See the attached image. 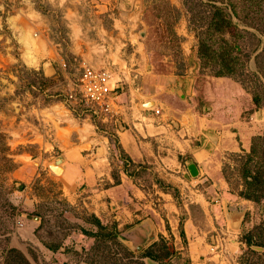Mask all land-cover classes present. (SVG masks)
Masks as SVG:
<instances>
[{"label":"rangeland","instance_id":"374dc122","mask_svg":"<svg viewBox=\"0 0 264 264\" xmlns=\"http://www.w3.org/2000/svg\"><path fill=\"white\" fill-rule=\"evenodd\" d=\"M213 2L227 7L239 27L256 35H245L243 43L254 51L247 68L257 71L255 55L264 52V0ZM189 17L184 0H0V264L8 247L22 250L32 264L142 262L137 254L140 251L119 240L85 234L83 230L94 229L82 228L78 220L69 217L91 223V214L66 205L61 183L46 175L48 167L63 157L56 137L76 140L81 128L88 131L94 126L99 134H108L118 126L113 122L116 118L102 122L85 105L70 102L69 94H78V77L86 65L111 69L120 85L125 79H195L203 100L200 111L218 117L222 123L216 125L240 118L247 121V126H252L246 127L248 146L222 154V174L229 178V190L239 194L242 182L234 153L249 151L252 138L262 133L264 109L256 108L252 94L238 78L215 76L209 66H203ZM257 38L261 40L258 48ZM137 44L144 49L136 51ZM137 57L143 67L136 77ZM260 62L264 64V56ZM149 83L154 88V81ZM205 92L211 99L204 98ZM109 136L113 151H118L115 136ZM115 160L113 170L117 168ZM23 165L26 168L20 167ZM141 177L156 179L147 170ZM166 188L176 191L172 185L166 184ZM153 198L156 204L162 203L159 195ZM175 200L182 205L180 192ZM191 209L196 219H204L198 207L192 204ZM26 212L41 215L42 225L34 232L25 225ZM218 219L224 224V213ZM221 221L208 233V238L218 237L222 243L213 252L227 249L236 253L239 264H244L243 259L245 264H264V247L247 246L242 241L244 231L262 234L256 227L264 223V208L245 211L240 230ZM66 238L69 240L64 241ZM44 242L65 243L68 259ZM76 244L81 245V251L75 249ZM177 262L190 264L184 255Z\"/></svg>","mask_w":264,"mask_h":264},{"label":"crops","instance_id":"0c3cea01","mask_svg":"<svg viewBox=\"0 0 264 264\" xmlns=\"http://www.w3.org/2000/svg\"><path fill=\"white\" fill-rule=\"evenodd\" d=\"M143 49L142 44L136 45V51ZM142 67V59L137 57L136 77L142 74ZM115 80L119 115L113 121L118 126L112 132L99 134L93 126L88 131H77L76 140L56 137L63 157L54 165L61 171L49 166L46 175L61 183L64 203L73 210L96 216L104 224L115 222L120 242L129 248L130 243H145L155 230L154 239L137 253L144 264H180L176 259L179 261L183 255L190 264H239L234 251L214 253L222 243L218 237L208 238V233L217 229L221 213L225 217L223 225L240 230L245 211L255 208L251 200L229 190L222 174V154L247 147V128L252 126L241 118L216 125L218 117L200 111L203 100L195 79H125L121 85L116 77ZM150 80L154 81V88ZM211 97L205 92L204 98ZM94 116L102 122L108 119L104 115ZM109 134L115 136L118 151H113ZM191 163L196 165V175L189 170ZM125 165L132 174L125 170ZM20 167L24 169L26 165ZM145 170L152 172L155 181L147 182L141 177ZM114 175L120 178L119 182ZM157 179L180 192L182 205ZM155 195L162 203L156 204ZM192 204L198 207L203 220L194 217ZM69 219L78 220L82 228L97 229L95 224L79 217ZM40 224V214L26 212L25 225L29 229L34 232ZM161 237L173 244L174 252L167 258L144 256L147 249L160 253ZM65 246L60 243L56 252L67 260ZM75 249L81 251L82 247L76 244Z\"/></svg>","mask_w":264,"mask_h":264},{"label":"trees","instance_id":"16d2710c","mask_svg":"<svg viewBox=\"0 0 264 264\" xmlns=\"http://www.w3.org/2000/svg\"><path fill=\"white\" fill-rule=\"evenodd\" d=\"M216 0H184L185 8L189 13L190 28L196 30L198 37L197 53L202 60L203 66H209L211 73L215 76H231L236 77L242 85L252 94V101L257 109H264V64L260 62L264 52L255 55L258 69L257 71H249L247 68L248 59L254 53L253 49L247 50L243 37L245 35H256L251 31L239 27L234 22L231 12L224 5L216 4ZM210 7V8H209ZM233 12L237 15V10L234 7ZM179 14H177V17ZM243 21V19H242ZM246 22V21H245ZM252 26L250 23H244ZM176 33V32H175ZM229 35V38L227 37ZM242 39L241 41H239ZM260 39L257 38L258 48ZM255 47V48H256ZM44 78V77H43ZM111 140V139H110ZM116 147L120 148L116 142ZM244 150V149H242ZM237 157L239 168L238 175L241 179L242 188L239 195L245 199L251 200L255 206L260 209L264 208V129L262 133L255 135L252 138L249 151L242 153H234ZM127 164V163H126ZM125 170L132 174L127 165ZM115 181L119 182L120 178L114 175ZM228 177H226L227 179ZM229 179V178H228ZM158 183L164 188L166 184L157 179ZM170 187V185H167ZM175 189V188H174ZM176 190V189H175ZM175 198H178V191L171 192ZM91 222L96 225L97 230L83 232L102 240L116 239L120 232L116 224H104L94 215H91ZM262 234L254 233L252 230L244 231L242 241L247 246L258 245L264 247V223L256 227ZM262 236V237H261ZM120 242V240H119ZM162 245H160V253L155 254L152 250L147 249L144 256L150 258H167L174 252L173 244H168L164 237H161ZM44 244L52 251H57L60 248V243ZM120 244H122L120 242ZM133 253V252H131ZM242 263L247 260L243 259ZM3 264H32L26 254L16 247H8L5 251ZM66 264V263H63ZM144 264V262H140Z\"/></svg>","mask_w":264,"mask_h":264},{"label":"built area","instance_id":"2783aa9c","mask_svg":"<svg viewBox=\"0 0 264 264\" xmlns=\"http://www.w3.org/2000/svg\"><path fill=\"white\" fill-rule=\"evenodd\" d=\"M117 81L111 69L85 66L78 77V94H69L70 102L85 105L88 111L105 118L117 119ZM159 112L158 109L155 110Z\"/></svg>","mask_w":264,"mask_h":264},{"label":"water","instance_id":"95a60500","mask_svg":"<svg viewBox=\"0 0 264 264\" xmlns=\"http://www.w3.org/2000/svg\"><path fill=\"white\" fill-rule=\"evenodd\" d=\"M51 167H52L53 170L58 171V170L56 169L54 163L51 164ZM196 169H197V168H196V165H195L194 163L189 164V170H190L191 174L196 175V174H197V170H196ZM36 218H39V217L36 216ZM155 236H156V234H155V230H152V231L150 232L149 237H148V239H147V241H146L145 243L140 244V245H134L133 243H130V247H131V249H133L134 251H140V250H142V249H143V248H144L149 242H151V241L154 239Z\"/></svg>","mask_w":264,"mask_h":264},{"label":"bare ground","instance_id":"6f19581e","mask_svg":"<svg viewBox=\"0 0 264 264\" xmlns=\"http://www.w3.org/2000/svg\"><path fill=\"white\" fill-rule=\"evenodd\" d=\"M27 58H29L28 60H31V59H30V58H31L30 56H28ZM57 170L61 171V168H59V169L57 168Z\"/></svg>","mask_w":264,"mask_h":264}]
</instances>
